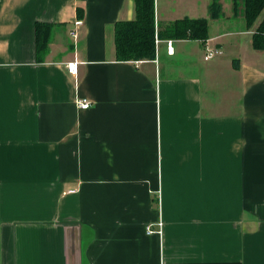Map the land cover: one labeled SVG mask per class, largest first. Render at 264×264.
Returning a JSON list of instances; mask_svg holds the SVG:
<instances>
[{"label": "crops", "instance_id": "1", "mask_svg": "<svg viewBox=\"0 0 264 264\" xmlns=\"http://www.w3.org/2000/svg\"><path fill=\"white\" fill-rule=\"evenodd\" d=\"M212 1L154 0L208 38L118 61L134 0H0V264H264V50Z\"/></svg>", "mask_w": 264, "mask_h": 264}, {"label": "trees", "instance_id": "2", "mask_svg": "<svg viewBox=\"0 0 264 264\" xmlns=\"http://www.w3.org/2000/svg\"><path fill=\"white\" fill-rule=\"evenodd\" d=\"M233 2V11L236 8ZM135 17L131 20H120L114 23V50L118 61L150 60L155 57V38L206 40L208 38L207 19L181 18L155 27L154 0H134ZM212 19L219 15V5L213 0L210 5ZM244 22L248 30H252L251 41L255 50H264V0H243ZM236 12V11H235ZM81 16V10H78ZM52 24L36 22V52L44 54L50 41ZM238 68V60L232 61Z\"/></svg>", "mask_w": 264, "mask_h": 264}, {"label": "built area", "instance_id": "3", "mask_svg": "<svg viewBox=\"0 0 264 264\" xmlns=\"http://www.w3.org/2000/svg\"><path fill=\"white\" fill-rule=\"evenodd\" d=\"M75 23L79 24V23H81V21H76ZM171 43H172L171 40H167V50L169 53H173V47H172ZM220 53H221V50L219 48L215 47V48L207 49L204 57H205V59H210V58H213V57H215V55H218ZM65 65H66V69H67L68 73L76 74V72H77V62L76 61L67 62ZM75 103H76V106L80 109H87L90 106V102L86 98H78ZM158 225L160 228V225H161L160 222L158 223ZM146 232L151 233V232H153V230H152V228H150V226H148Z\"/></svg>", "mask_w": 264, "mask_h": 264}, {"label": "rangeland", "instance_id": "4", "mask_svg": "<svg viewBox=\"0 0 264 264\" xmlns=\"http://www.w3.org/2000/svg\"><path fill=\"white\" fill-rule=\"evenodd\" d=\"M231 1H232V9H231V11H232V13L234 15V20L238 21L239 19L243 18V14H241L242 16L240 15V13H241L240 10L243 7V0H236V4H237L236 8H235L236 12L233 11V2H234V0H231ZM229 2H230V0H219V12L226 14ZM240 23H242V22L238 21V24H240ZM233 24H235V23L233 22Z\"/></svg>", "mask_w": 264, "mask_h": 264}]
</instances>
